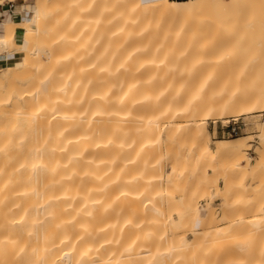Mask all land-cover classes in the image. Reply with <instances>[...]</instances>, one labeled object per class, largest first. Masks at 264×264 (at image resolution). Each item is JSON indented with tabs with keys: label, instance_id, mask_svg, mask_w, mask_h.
Masks as SVG:
<instances>
[{
	"label": "bare ground",
	"instance_id": "6f19581e",
	"mask_svg": "<svg viewBox=\"0 0 264 264\" xmlns=\"http://www.w3.org/2000/svg\"><path fill=\"white\" fill-rule=\"evenodd\" d=\"M57 7L35 0L20 20L5 11L0 21V53L25 51L32 40L33 55L66 49L55 62L45 59L52 65L45 79L50 88H43L47 95H25L18 82L11 83V107L28 112L11 113L26 117L16 128L14 119L1 126L0 150L24 126L32 127L39 144L32 138L25 153L31 174L0 180V264H255L250 242L240 240L244 225L228 234L227 227L213 223L209 235V211L200 217L205 211L190 204L191 194L174 198L177 184L178 192L186 184L166 183L163 161L171 139L196 136L193 130L209 117L231 109L248 113L251 104L264 109V90L238 87L240 93L223 97L216 76L203 75L206 59L174 58L156 42L196 31L193 37L209 36L211 25L200 18L232 31L240 28L237 18L264 15H223L230 7L224 0H95L86 15H57ZM207 9L222 15H198ZM254 21L244 27H255ZM51 97H60L55 107ZM165 121L178 128L164 135ZM182 162L189 165L194 156ZM261 224L251 222L254 230ZM194 227L204 231L189 241L185 232Z\"/></svg>",
	"mask_w": 264,
	"mask_h": 264
},
{
	"label": "rangeland",
	"instance_id": "374dc122",
	"mask_svg": "<svg viewBox=\"0 0 264 264\" xmlns=\"http://www.w3.org/2000/svg\"><path fill=\"white\" fill-rule=\"evenodd\" d=\"M48 1L53 4L57 3V15H86L87 8L95 2V0ZM224 1L230 7L223 15H258V12L259 15H264V0H235L236 4L234 6H231L232 0ZM28 2L33 5L35 0H28ZM75 2L78 3L74 7L73 3ZM23 3L22 0H15L14 2L15 5L19 6ZM5 4L8 5V0H0V6ZM5 11H7L6 8ZM204 13L205 15H222L210 9L198 15H204ZM11 19L9 18V20ZM198 20L196 23L200 22L202 24V21H204L203 24L206 27L210 28L211 25L210 31L206 32L211 33L212 36L210 34L209 36L193 37L194 34L199 33L196 31L185 33L193 34L192 37L191 35L187 37H158L156 43L162 52L179 59L189 55L206 59L203 75L204 77L216 76L213 81L221 85L220 94L223 97L240 93L238 87L251 89L254 92L264 90V19H247L245 21V18H237L236 25L240 28L232 31L231 29H217L215 23L212 22L213 20L208 18ZM250 21L255 22V27H244ZM213 30L216 33H213ZM179 33L181 32H173V34ZM152 43L155 42L152 41ZM43 45L45 49L49 48L48 45L44 43ZM33 46L32 40L27 43L25 51L16 48L12 52L8 50L0 53V113L4 115L0 117V129L1 126L11 124V119H14V123H16L14 128L26 119L23 115L12 117L11 113L24 114L28 112L24 108L11 107V83L18 82L20 86L18 89L24 91L25 95L30 94V91L39 90L41 96L47 95L43 88L50 86L45 79L50 74L52 65L47 66L45 59L51 56L52 61L55 62L57 56L66 50L62 48L61 52L59 51L55 55L49 53L33 55ZM14 56L19 57V59L16 64L11 65L8 60ZM21 60L25 61L21 63ZM68 61H70V58ZM37 66L39 69L34 70V67ZM88 70L91 71L89 68ZM22 75L28 76L24 77ZM243 82L247 85H239ZM54 91L52 90L50 95H55ZM59 98H50L51 107L57 105ZM46 104L45 99L43 100L45 109H47ZM250 106L248 113H237L231 109L225 115L219 113L214 117H209L204 122V127L193 130L196 132V136L171 139L166 147L163 166L165 175L168 176L165 178L166 183L170 179H176L186 184L183 192H178L179 184H177L174 193L175 199L187 197L191 194L190 204L193 206L196 203L197 209L200 207L205 211L200 213V217L209 211V218L212 217V221L206 223V231L209 235L215 230L213 223H217L219 227H227L228 234L232 233L237 225H244L245 231L241 233L242 236L240 234L242 237L240 240L248 239L250 250H254L252 254L256 251L255 254H251L250 260L253 259L255 264L258 261V264H262L263 261L264 264V229H262L264 228V109L252 104ZM233 117L239 118V121H243L247 125L242 133L237 136H224L222 133L223 125L225 126L228 123L227 121ZM24 127L23 134L18 135L14 131L13 143L10 141L5 149L0 150V180L11 179V173L17 176L18 172L27 171L31 174V166L27 162L25 153L33 147L32 138L35 146L39 144V140L37 134L32 133V127ZM164 127L165 135L168 130L178 128V124L165 121ZM209 150H212L211 154ZM192 156H194L193 163L188 165L182 162L183 159L192 158ZM237 158H239L238 162L235 161ZM235 164L239 166L235 167ZM8 175L10 177H4ZM29 178L25 177L23 182L24 192L29 190ZM14 214L18 215L19 213ZM173 219H176V216ZM256 219L261 220L263 225L261 224V228L254 230L251 222ZM18 227L17 224L13 230ZM203 231L202 228L189 229L185 232L186 238L193 241L195 235L202 234ZM245 255L246 253H242L244 259ZM258 256L260 257L258 258ZM234 258L240 259L241 256L238 255ZM247 259L249 260L248 257ZM225 260L223 258V261ZM235 262L239 261L235 260Z\"/></svg>",
	"mask_w": 264,
	"mask_h": 264
},
{
	"label": "crops",
	"instance_id": "0c3cea01",
	"mask_svg": "<svg viewBox=\"0 0 264 264\" xmlns=\"http://www.w3.org/2000/svg\"><path fill=\"white\" fill-rule=\"evenodd\" d=\"M18 1V0H16ZM24 3L19 6V5H15V14H11L8 10V5H1L0 6V21L4 20L5 19V8L7 9V11L9 12L10 15H8V17H13L14 20L18 21L21 19V15H23L24 12H27V5L29 6V2L28 0H22ZM8 2H11V1H8ZM15 2V1H13ZM23 7V9H22ZM19 9V10H18ZM17 13V14H16ZM20 17V18H19ZM0 31H2V27H0ZM21 35V29H17L16 30V36H17V43H21V37H19ZM19 59V57H11L9 58L8 62L11 63V65H14L16 64L17 60ZM0 66H1V62H0Z\"/></svg>",
	"mask_w": 264,
	"mask_h": 264
},
{
	"label": "built area",
	"instance_id": "2783aa9c",
	"mask_svg": "<svg viewBox=\"0 0 264 264\" xmlns=\"http://www.w3.org/2000/svg\"><path fill=\"white\" fill-rule=\"evenodd\" d=\"M8 10L12 15L15 14L14 2H8ZM227 122L228 123L225 126L223 125L222 133L224 136L228 137L239 135L247 125L243 121H239V118L237 117L230 118Z\"/></svg>",
	"mask_w": 264,
	"mask_h": 264
},
{
	"label": "trees",
	"instance_id": "16d2710c",
	"mask_svg": "<svg viewBox=\"0 0 264 264\" xmlns=\"http://www.w3.org/2000/svg\"><path fill=\"white\" fill-rule=\"evenodd\" d=\"M173 1H186V0H173Z\"/></svg>",
	"mask_w": 264,
	"mask_h": 264
}]
</instances>
